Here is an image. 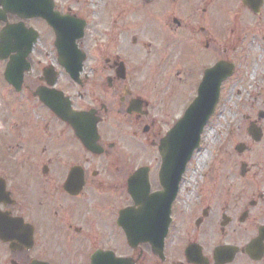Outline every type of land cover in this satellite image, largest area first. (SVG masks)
I'll return each instance as SVG.
<instances>
[{"label": "flooded vegetation", "instance_id": "af4514ba", "mask_svg": "<svg viewBox=\"0 0 264 264\" xmlns=\"http://www.w3.org/2000/svg\"><path fill=\"white\" fill-rule=\"evenodd\" d=\"M44 1L0 0L2 46L38 36L19 89L5 77L18 53L0 47V82L39 102L12 103L0 127V264H264V0H52L63 56L30 17ZM216 68L212 148L169 207L158 92L174 77L197 92ZM53 89L80 131L41 101Z\"/></svg>", "mask_w": 264, "mask_h": 264}, {"label": "water", "instance_id": "95a60500", "mask_svg": "<svg viewBox=\"0 0 264 264\" xmlns=\"http://www.w3.org/2000/svg\"><path fill=\"white\" fill-rule=\"evenodd\" d=\"M43 3L44 5L42 6H35L34 9H30V16L45 17L58 30L59 38L62 40H67L69 32L67 31L66 24L61 22L65 21V19L51 16L53 10L52 8L49 9V7H46V5H53L52 0H45ZM11 30L12 29H9L8 33ZM31 38H33L32 34L30 35L29 43L15 41L13 47L8 48L5 46V44L1 47L3 48V53H7L9 51L19 52V55L13 58V61L9 65L6 72V77L12 84L17 85V75L19 76L21 82L23 71L25 68H29L28 64H24L23 67H19V65L33 50V44L36 38ZM75 40L76 36H72L70 42L65 43L66 45L63 44L65 57L61 59V63L71 73L72 77L77 80L82 66L80 64V66L76 68L77 58H74V56L69 57L67 55L77 52ZM0 43H4V38H0ZM57 44L60 49H62V43L57 42ZM60 52L63 54L62 50H60ZM82 60L83 57L80 58L81 63ZM17 71L19 72L17 73ZM215 74L216 73H211L209 75L210 77L205 78L200 86L199 93L195 101L189 106L183 117L168 132L167 136L163 138L161 142L160 152L163 157V174L166 173L169 175V177L166 179L167 181L175 182L174 195L172 199L175 198V194L177 192V182L181 180L182 175L186 171L187 164L193 156L195 150L200 147L202 133L218 104L220 95V80L216 79ZM39 94L42 101L48 104L60 117L71 122L77 131H80L76 126V119L78 120L80 115L70 110L71 102L68 98H65L62 93H58L53 90L49 93H44V95L42 92ZM61 102L65 103V106L62 109L56 106L58 105L56 103ZM171 200L170 204L173 201ZM168 211L169 209L167 210V213L169 214L170 211Z\"/></svg>", "mask_w": 264, "mask_h": 264}, {"label": "rangeland", "instance_id": "374dc122", "mask_svg": "<svg viewBox=\"0 0 264 264\" xmlns=\"http://www.w3.org/2000/svg\"><path fill=\"white\" fill-rule=\"evenodd\" d=\"M52 42L46 41L41 42L38 47L39 49H51ZM50 51V50H49ZM169 80H172L170 77ZM173 81V80H172ZM171 81V82H172ZM174 81L176 82L175 87L174 84H171L169 87H165V89H161L158 94L161 93V97L163 102L159 103L158 107V114L161 115V127L162 132H166L169 128L177 121L179 117L184 113L186 108L189 106L190 102L196 95V91L190 92L188 82H178L177 78L174 77ZM75 89H73V92ZM14 95V96H12ZM9 92L8 89H4V86L0 82V127L3 122V116L9 115L8 110L10 109L9 106L12 103H39L37 99L30 100L25 99L23 97H27L26 95H17ZM218 124V114L212 118L209 122L208 126L206 127L203 139H202V146L201 148L196 151L193 159L191 160L190 164H193L195 167H198L199 164L204 163V159L206 158V154L212 148L211 139L215 133Z\"/></svg>", "mask_w": 264, "mask_h": 264}]
</instances>
